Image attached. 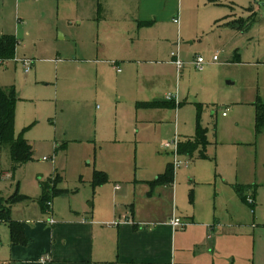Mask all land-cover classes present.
Listing matches in <instances>:
<instances>
[{
    "label": "rangeland",
    "instance_id": "obj_1",
    "mask_svg": "<svg viewBox=\"0 0 264 264\" xmlns=\"http://www.w3.org/2000/svg\"><path fill=\"white\" fill-rule=\"evenodd\" d=\"M260 1L131 0L154 12L138 38L133 15L112 11L115 0H0V35L18 39L14 57L0 60V86L15 88L14 137L33 148L16 166L9 145L0 147V202L11 219H43L47 199L69 216L114 203L145 222H188L176 230L180 263L264 264V128L255 129L256 104L264 103ZM139 43L154 48L150 56L134 52ZM177 49L182 68L172 74L163 65L160 92L148 100L136 60L162 64ZM215 54L201 71L192 63ZM198 125L206 129L203 150L178 154L188 165L174 170L172 183H159L173 162L163 144L192 139ZM237 183L252 208L238 198ZM8 237L0 221V259Z\"/></svg>",
    "mask_w": 264,
    "mask_h": 264
},
{
    "label": "crops",
    "instance_id": "obj_2",
    "mask_svg": "<svg viewBox=\"0 0 264 264\" xmlns=\"http://www.w3.org/2000/svg\"><path fill=\"white\" fill-rule=\"evenodd\" d=\"M157 8L156 5L155 12H158ZM112 11L117 14L125 11L133 15L131 21H134L133 30L138 38H141L143 29L140 25L143 21L150 23V16L154 14L148 4L143 6L139 3L134 7L131 0H115ZM172 22L175 24L173 18ZM153 49L149 44L139 43L134 52L139 56H150ZM169 56L170 59L161 62L162 64L145 57L136 60L139 64L136 76L143 75L146 78L147 87L143 96L148 100L156 99L157 93L160 92L159 86H156L159 69L163 65H170L172 74L174 73L175 65L171 52ZM205 61L206 63L212 61V57ZM143 62L150 64L143 66L141 64ZM109 63L116 73H121L116 62ZM192 63L196 67L195 60ZM175 69L179 71L176 66ZM166 74L161 72V83H168L169 77ZM129 78H132L131 74ZM165 96L166 94L163 95L164 100ZM171 101L177 104L175 99L172 98ZM115 187L118 188V184H115ZM236 187L241 188L244 194L246 189L244 184L237 183L235 192ZM236 194L243 202L237 192ZM45 212L47 214L43 219L25 220L26 223H22L28 238L27 244H12L10 237L3 241L1 245L5 247L2 249L4 256L0 259L1 264H186L176 261L179 260L177 251L180 250L177 248L176 230H184L188 224L182 218L180 219L186 223L185 227L172 228L168 221L173 218L171 216L168 220L156 224L145 222L132 208L121 211L114 203L107 206L104 212H97L95 208L84 214L75 212L69 216L59 213L57 207L53 208L52 200L49 211L45 208ZM50 219L54 222L50 223ZM21 221L23 220L20 219L18 222ZM207 238L212 237L208 234Z\"/></svg>",
    "mask_w": 264,
    "mask_h": 264
},
{
    "label": "trees",
    "instance_id": "obj_3",
    "mask_svg": "<svg viewBox=\"0 0 264 264\" xmlns=\"http://www.w3.org/2000/svg\"><path fill=\"white\" fill-rule=\"evenodd\" d=\"M264 1V0H261ZM238 29V27L235 25ZM18 39L15 35L4 34L0 36V60L12 59L15 54V48L17 46ZM18 96L13 86L1 87L0 86V147L2 144H8L10 148V156L12 162L16 166H20L29 161L33 156V148L23 137H14V116L15 105ZM165 102H173L172 105H177L174 101L165 100ZM146 105V104H145ZM264 128V103L256 104L255 112V129L260 132ZM206 129L200 125L197 126L195 135L191 139L178 142L177 153L192 155L193 152L200 148L203 150L207 144ZM200 155H203L200 151ZM174 166L172 163L168 164L165 173L158 177V182L162 184H170L173 182ZM104 177V178H103ZM95 176L96 183H101L106 180V177ZM236 192L240 196L241 200L249 205L251 208L254 202L248 201L247 196L241 191V188L236 187ZM16 195L9 199V206L15 201ZM50 200V199H49ZM48 199L46 200L49 201ZM46 202L44 207L46 206ZM0 221H6L9 229V237L12 244H27L28 238L21 223L11 219L9 215V207L0 202Z\"/></svg>",
    "mask_w": 264,
    "mask_h": 264
},
{
    "label": "built area",
    "instance_id": "obj_4",
    "mask_svg": "<svg viewBox=\"0 0 264 264\" xmlns=\"http://www.w3.org/2000/svg\"><path fill=\"white\" fill-rule=\"evenodd\" d=\"M173 21L175 23H178V19L177 18H173ZM171 57H172V62L173 64L176 66L177 70H180L181 67L183 66V61L180 59L179 57V53L178 50L176 51H171ZM217 54L212 56V61H217ZM23 65L25 67V73H27L29 71V63L30 61L27 59H23L22 60ZM206 63L205 59L202 56H197L195 59V65L196 68L198 70H202L203 69V65ZM116 68V67H115ZM117 70L119 71V69L117 68ZM173 96L167 94L165 96V100H172ZM222 115H225V112L222 113ZM177 145H178V140L176 137H174L171 141H167L163 144L164 147L166 148H171L172 149V153H173V166L174 168L179 167V166H187L188 165V160H184V162H182V160L178 159V153H177ZM43 159H46L45 157H43ZM247 200L252 202V199L249 198L247 196ZM51 207V200L46 202V206L45 208L47 209V211H49ZM54 220L50 219V223H53ZM169 224L172 228H184L186 223L184 221H182L180 218L177 217H173L169 220Z\"/></svg>",
    "mask_w": 264,
    "mask_h": 264
},
{
    "label": "water",
    "instance_id": "obj_5",
    "mask_svg": "<svg viewBox=\"0 0 264 264\" xmlns=\"http://www.w3.org/2000/svg\"><path fill=\"white\" fill-rule=\"evenodd\" d=\"M258 4H259L260 6H263V7H264V1H260V2H258Z\"/></svg>",
    "mask_w": 264,
    "mask_h": 264
}]
</instances>
